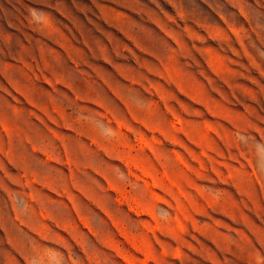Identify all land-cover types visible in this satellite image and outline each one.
<instances>
[{"label":"rangeland","instance_id":"1","mask_svg":"<svg viewBox=\"0 0 264 264\" xmlns=\"http://www.w3.org/2000/svg\"><path fill=\"white\" fill-rule=\"evenodd\" d=\"M0 264H264V0H0Z\"/></svg>","mask_w":264,"mask_h":264}]
</instances>
